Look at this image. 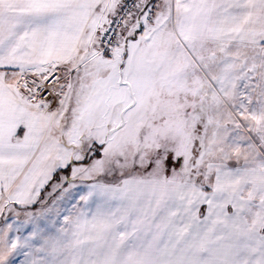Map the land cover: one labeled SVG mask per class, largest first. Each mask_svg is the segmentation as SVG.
I'll list each match as a JSON object with an SVG mask.
<instances>
[{
    "label": "snow or ice",
    "instance_id": "6c2138e0",
    "mask_svg": "<svg viewBox=\"0 0 264 264\" xmlns=\"http://www.w3.org/2000/svg\"><path fill=\"white\" fill-rule=\"evenodd\" d=\"M0 264H264V0H0Z\"/></svg>",
    "mask_w": 264,
    "mask_h": 264
}]
</instances>
